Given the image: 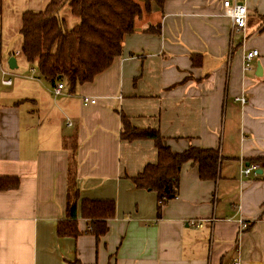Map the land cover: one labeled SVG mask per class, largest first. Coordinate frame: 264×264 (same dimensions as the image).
Wrapping results in <instances>:
<instances>
[{"label":"crops","instance_id":"1","mask_svg":"<svg viewBox=\"0 0 264 264\" xmlns=\"http://www.w3.org/2000/svg\"><path fill=\"white\" fill-rule=\"evenodd\" d=\"M241 1L242 32L231 30L222 0L152 6L121 55L73 94L64 87L54 96L37 74L2 84L10 78L0 55V177L19 181L0 191V264H264V163L261 173L240 174L264 157V0ZM252 50L258 55L246 61ZM120 112L138 129L158 130L172 153L218 150L217 179L202 181L196 165L183 164L178 195L158 216L156 195L131 181L156 162V149L120 140ZM68 136L79 202L115 204L98 240L79 209L80 235H56L68 218Z\"/></svg>","mask_w":264,"mask_h":264},{"label":"trees","instance_id":"2","mask_svg":"<svg viewBox=\"0 0 264 264\" xmlns=\"http://www.w3.org/2000/svg\"><path fill=\"white\" fill-rule=\"evenodd\" d=\"M165 0H49L43 11H26L21 15L19 34L22 38L21 55L28 63H34L38 76L52 87L63 83L68 94L78 86L93 81L122 53L124 38L135 31V21L151 11L152 6L162 8ZM68 5L72 16L79 23L68 29L58 17L59 10ZM2 1L0 0V14ZM159 29V26H157ZM153 30H146L151 33ZM158 34L157 32H154ZM192 57V65L198 64ZM120 140H149L153 143L157 160L148 164L142 172L131 178L136 189L152 192L158 203V216L162 206L178 195L179 175L183 164L197 166L202 181H214L218 177L222 156L218 150L189 146L181 153H172L162 143L156 129H138L120 112ZM62 146L69 152L68 168V218L57 222L58 237L77 238V209L79 216L88 222L89 233L96 240L108 230L107 222L114 216L112 200H81L75 190L74 157L75 138H63ZM249 164L264 163V157L249 160ZM15 177H0V191L18 187ZM69 264H80L77 260Z\"/></svg>","mask_w":264,"mask_h":264},{"label":"rangeland","instance_id":"3","mask_svg":"<svg viewBox=\"0 0 264 264\" xmlns=\"http://www.w3.org/2000/svg\"><path fill=\"white\" fill-rule=\"evenodd\" d=\"M1 1L2 10L0 14V55L2 57V67L9 73V78L12 80L15 86L16 82L18 81L16 79L17 74L20 76L24 75L26 79H33L31 76L35 74L38 76L36 65L34 63L26 62L21 55L20 48L22 44V38L19 34L21 15L26 11H43L49 0ZM58 17L65 22L68 29H71L79 23V19L71 15L68 5H64L59 10ZM11 57L17 61V68L15 69H10L7 64L8 59ZM31 69H33L34 72H32Z\"/></svg>","mask_w":264,"mask_h":264},{"label":"built area","instance_id":"4","mask_svg":"<svg viewBox=\"0 0 264 264\" xmlns=\"http://www.w3.org/2000/svg\"><path fill=\"white\" fill-rule=\"evenodd\" d=\"M222 7H223V14L230 19L231 22V30L233 32H242L246 28V21H247V9L246 6L243 4L241 0H222ZM258 55L256 50H252L251 52L245 55V60L250 61L254 57ZM34 72L33 69H31ZM4 85H10L11 79H6L2 81ZM64 89L63 83H57L52 88V94L54 96H58L62 93ZM241 104L245 103V98L240 97L236 98ZM83 102L86 103H94V100H90L88 98H84ZM258 166L256 164H250L246 167L242 166L240 169V174L244 177L248 176L249 174L255 173L257 171ZM189 224L195 227H201L200 223H197L193 220L189 221ZM246 224L242 223L240 228L241 230L246 229Z\"/></svg>","mask_w":264,"mask_h":264},{"label":"water","instance_id":"5","mask_svg":"<svg viewBox=\"0 0 264 264\" xmlns=\"http://www.w3.org/2000/svg\"><path fill=\"white\" fill-rule=\"evenodd\" d=\"M8 66L10 69H15L17 68V65H16V61L13 57L9 58L8 59V62H7ZM259 68V67H258ZM248 166V165H247ZM257 173H261V171H257Z\"/></svg>","mask_w":264,"mask_h":264}]
</instances>
